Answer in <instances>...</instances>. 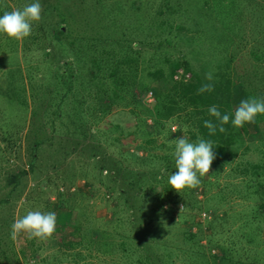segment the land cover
I'll return each instance as SVG.
<instances>
[{
    "label": "rangeland",
    "instance_id": "374dc122",
    "mask_svg": "<svg viewBox=\"0 0 264 264\" xmlns=\"http://www.w3.org/2000/svg\"><path fill=\"white\" fill-rule=\"evenodd\" d=\"M33 2L0 0V15ZM39 2L41 20L33 23L30 36L15 40L0 34V264H74L69 258L72 255H85L76 264L87 260L103 264L101 256L106 253L108 259V251L121 248L122 236L126 244L148 236L155 222H149L151 217L162 224L158 236L167 228L165 238L172 247L187 246L182 232L189 229L194 231L190 243L202 245L205 253L209 248L213 253L222 249L233 264H264V194L259 192L261 187L250 185L257 176L244 172L242 164L233 163L235 159L227 160L217 169L211 167L198 188L176 192L168 184L169 175L177 171L174 155L168 156L174 153L171 142L183 136L176 116L164 127L155 126L146 115L145 106L152 104L147 92H138L144 102L126 97L107 107L90 99L84 92L88 83L84 77L90 67L86 62L69 92L58 76L66 68L73 44L90 47L87 33H108L109 38L122 43L127 40L134 48L142 46L140 56H148L154 46H171L165 34L176 31L180 17L197 27L190 44L207 46L212 60L218 48L233 47L246 67L248 62L264 67V0ZM155 10H159L156 17ZM59 25L62 32L54 35ZM202 35L204 43L199 40ZM138 39L144 41L140 44ZM252 45L259 48L252 51L255 58ZM186 57L194 65L191 56ZM138 65V76L145 82L142 62ZM246 67L242 70L248 71ZM75 70L80 72L77 66ZM249 79L264 97V79L252 75ZM64 92L68 98L60 101ZM54 111L60 115L53 119ZM244 127L245 139L254 144L238 157L241 162L264 153L261 133H247L253 129L252 123ZM135 151L142 156H136ZM153 153L163 160L151 159ZM165 162L170 167H165ZM158 170L165 172L161 184L154 183ZM137 183L142 189H137ZM125 194L138 195L125 202ZM156 202H161V208ZM261 208L263 213L258 212ZM30 210L56 214L51 238H11L15 219ZM139 223L142 231L130 238L133 225ZM173 254L172 264H187L183 251Z\"/></svg>",
    "mask_w": 264,
    "mask_h": 264
},
{
    "label": "trees",
    "instance_id": "16d2710c",
    "mask_svg": "<svg viewBox=\"0 0 264 264\" xmlns=\"http://www.w3.org/2000/svg\"><path fill=\"white\" fill-rule=\"evenodd\" d=\"M154 12L156 17L159 10H155ZM180 18L176 22V31L165 34V41L171 46L164 48L154 46L148 56L144 54L140 56L139 51L142 46L134 48L129 42H126L125 38L123 39L125 41L122 43L116 41V39L109 38L108 33H105V35L103 33H87L91 37V41L89 42L90 47L84 49L82 47H75L74 44L71 46L72 51L70 55L67 54L68 57L66 56V68L64 67L58 73L59 80L65 85L66 91L69 92L73 85L72 83L82 75L81 68L83 63H88L90 67L84 77L88 83L84 87V92L87 91L90 99L101 104H106V107L108 104L119 102L123 100L121 98L126 97H129L128 99L133 101L141 99L144 102L138 92L146 93L150 90L152 104L148 105L149 107L145 106V108L147 109L146 115L151 118L150 121L155 126L164 127L168 119L176 116L178 118L179 130L182 129L183 136H187L190 141H195L197 138L213 141V151L216 154V159L211 165L212 168L217 169L225 161H233L235 159L233 163L235 165L242 164L244 172L257 176V178H254L255 183H251L250 185L255 188L261 187L259 192L264 194V153L255 160L248 158L242 160V162L241 160H237L238 157L244 155L249 150V146L253 142H248L245 139V124L243 127L237 128L231 123L234 110L241 100L250 97L264 98L261 92L256 90V86L254 87L255 82L249 79V75L264 79V67H259L254 62H248V67H246V64L243 65V62L240 61L242 60L241 55H237L236 50H232L235 49L233 47L230 49L218 48L215 59L212 60L208 54L210 51L207 50V46L203 45L196 48L190 44L192 39L195 38L197 27L194 29L189 22L180 20ZM54 32V35L62 32L60 25L54 28ZM199 40L204 43L205 36L202 35ZM142 41L144 40H137L140 44ZM172 46L178 48L175 51L170 50ZM250 48L251 55L254 57L252 51H259V48L256 45H252ZM187 54L194 60V65L186 57ZM139 61L142 62L140 70L146 76L144 78L145 82L141 80L143 79L142 76H138ZM75 66L80 68V72L75 70ZM243 66L248 71H243ZM209 72L213 73L212 81L205 79L206 74ZM82 82L83 79L80 82L81 85ZM207 83H212L214 90L198 94L197 90ZM68 92L61 93L60 101L68 98L66 96ZM128 99L124 100L128 101ZM212 105H216L222 114H228L230 117L229 123L223 125L226 129L223 133L219 131V122L209 115L208 109ZM55 114L56 116L60 115L59 112L55 113L54 111L53 119L55 118ZM206 120L217 124V131L214 135H209V130L204 127ZM252 124L254 125L253 129H251L252 131L249 130L247 133H251L254 130L261 133L264 145V115H257L255 122ZM167 128L169 129V127ZM33 148L35 147L33 146ZM262 151L264 152V149ZM135 152L136 156H142V153L138 154L137 151ZM171 154L173 153L168 154V156ZM149 156L153 160H163L160 154L153 153L149 154ZM164 166L170 167L166 162ZM157 173H160L157 175L158 177L155 176ZM161 177L163 180L166 179L165 172L156 171L154 173V183L158 182L161 184ZM249 180H246V183ZM137 189H142V185L138 184ZM121 190L122 187H120L119 191ZM251 191L255 192L254 190ZM140 192L142 191H136L138 194ZM121 193L124 194V189ZM138 194L130 196L125 194L124 201L130 202V199H135ZM152 194L155 195L156 192ZM161 202L159 205H157V202L155 203L157 208H161ZM262 205L260 204V206ZM258 212L263 213L262 208ZM151 219L153 221L149 220V222H155L151 225L150 230H148V236L143 235L140 240L134 239V244H129V240L126 244L124 242L125 238L122 236V239L119 240L121 248L108 251V259L105 256L106 253L101 256L100 259L103 260V264H172L173 253L179 250L183 251L182 255L187 259V264H233L231 257L226 254V250L220 249V252L213 253L210 252L209 248L208 252L205 253L202 245L198 247L193 246L190 240L194 235V231H190L189 229H186L188 232H182L184 241L188 243L187 246L174 245L172 247L165 238L168 233L167 228H163L164 235L160 233L158 236V230L161 229L162 224L155 217H151ZM74 231L77 234V231ZM78 231L79 234H84L82 228H79ZM141 231L142 225L140 223L133 225L132 231L129 233L130 238L139 236ZM68 246L73 248L74 245H71L69 241ZM61 249L66 250V247H61ZM81 250H83V246H81ZM71 252L73 251H69L70 255H72ZM74 253H77V251ZM13 254L16 259L15 253ZM84 257L85 255L82 258ZM69 258L71 262L74 261V264H76V261L78 262L82 259L75 258L73 255ZM80 264H90V262L89 260H87V263L81 261ZM242 264L254 263L242 262Z\"/></svg>",
    "mask_w": 264,
    "mask_h": 264
},
{
    "label": "clouds",
    "instance_id": "9594fccd",
    "mask_svg": "<svg viewBox=\"0 0 264 264\" xmlns=\"http://www.w3.org/2000/svg\"><path fill=\"white\" fill-rule=\"evenodd\" d=\"M41 13L42 6L39 0H34L22 8L4 11L0 15V34L15 40L30 36L33 23L41 20ZM205 79L212 81L213 73H207ZM213 90L214 85L207 83L197 91L201 94ZM208 112L219 122V131L225 132L223 125L229 123V115L222 114L216 105L210 106ZM257 115H264V98L250 97L240 101L234 110L231 123L234 127H243L245 123H254ZM204 127L209 130V135H214L217 131V124L210 120L204 122ZM171 143L174 144L173 155L177 171L169 175L168 184L178 193L185 188H198L202 183L201 178L209 173L216 159L213 141L203 138L190 141L187 136H181ZM56 219L54 212L30 210L23 217L15 219L11 225V238L16 240L19 236L25 235L29 240L33 238L47 240L55 233Z\"/></svg>",
    "mask_w": 264,
    "mask_h": 264
},
{
    "label": "built area",
    "instance_id": "2783aa9c",
    "mask_svg": "<svg viewBox=\"0 0 264 264\" xmlns=\"http://www.w3.org/2000/svg\"><path fill=\"white\" fill-rule=\"evenodd\" d=\"M146 96H147L148 99H150L152 97V94H151L150 90L147 91Z\"/></svg>",
    "mask_w": 264,
    "mask_h": 264
},
{
    "label": "water",
    "instance_id": "95a60500",
    "mask_svg": "<svg viewBox=\"0 0 264 264\" xmlns=\"http://www.w3.org/2000/svg\"><path fill=\"white\" fill-rule=\"evenodd\" d=\"M60 27H61V28H63V26H62V25H60Z\"/></svg>",
    "mask_w": 264,
    "mask_h": 264
}]
</instances>
